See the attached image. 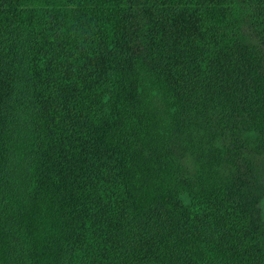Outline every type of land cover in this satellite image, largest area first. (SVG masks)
<instances>
[{"label": "trees", "instance_id": "obj_1", "mask_svg": "<svg viewBox=\"0 0 264 264\" xmlns=\"http://www.w3.org/2000/svg\"><path fill=\"white\" fill-rule=\"evenodd\" d=\"M262 199L264 0H0V264H264Z\"/></svg>", "mask_w": 264, "mask_h": 264}, {"label": "rangeland", "instance_id": "obj_2", "mask_svg": "<svg viewBox=\"0 0 264 264\" xmlns=\"http://www.w3.org/2000/svg\"><path fill=\"white\" fill-rule=\"evenodd\" d=\"M144 1L145 0H129V6H130V8L132 10L134 19H135L136 23H138V24L141 21V13H142V10H143V7H144ZM259 209H260L261 219H262V221L264 223V199H262L259 202Z\"/></svg>", "mask_w": 264, "mask_h": 264}]
</instances>
